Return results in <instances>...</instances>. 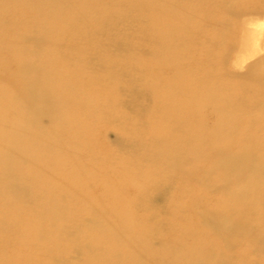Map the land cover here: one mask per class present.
<instances>
[{"label": "bare ground", "instance_id": "6f19581e", "mask_svg": "<svg viewBox=\"0 0 264 264\" xmlns=\"http://www.w3.org/2000/svg\"><path fill=\"white\" fill-rule=\"evenodd\" d=\"M263 31L264 0H5L0 264H264Z\"/></svg>", "mask_w": 264, "mask_h": 264}, {"label": "rangeland", "instance_id": "374dc122", "mask_svg": "<svg viewBox=\"0 0 264 264\" xmlns=\"http://www.w3.org/2000/svg\"><path fill=\"white\" fill-rule=\"evenodd\" d=\"M4 1L5 0H0V6H2L3 5V3H4ZM247 31V30H246ZM248 32V31H247ZM214 34V31L213 32H211V33H209V34H207L205 37H203V38H200V40L202 41V44L201 45H203V44H205L206 42H208L209 40H210V37L212 36ZM235 36H237V40H234V42L233 43H235V41L236 42H238V41H240V35L239 34H237V32H235ZM252 37V36H251ZM250 40V44H249V42H248V45H250L249 47L250 48H254L257 44L258 45H260V47L261 48H263L260 52H257V53H255V55H253V56H251V60H252V62L254 61V62H258V60L260 59V55L261 54H263L264 53V31L262 32V33H260V32H258L257 34H255V35H253V37L252 38H250L249 39ZM258 42V43H257ZM232 56V55H231ZM212 63V62H211ZM216 63V62H215ZM247 71V69L246 68H242V69H238V68H235L234 67V72H237V73H245ZM220 73V72H219ZM214 76H216V78H219V79H223V80H227V79H232V78H230L229 77V75H226V73H220V74H218V73H215V72H213L212 73ZM237 78H235V79H233V80H231V81H234V80H236ZM235 97V96H234ZM245 97V93H243L242 95H240L239 96V98L240 99H243ZM239 133H240V130H239ZM113 133L112 132H108L107 133V135H106V139H107V141H111L112 139H113ZM238 241V240H237ZM235 256H237V254H235L234 255V257ZM232 257V256H231ZM234 260V259H233ZM247 260V258L245 259V261ZM263 260V259H262ZM261 261V259H259L258 260V262H260ZM234 262H235V260H234ZM242 262H244V260L242 261Z\"/></svg>", "mask_w": 264, "mask_h": 264}]
</instances>
